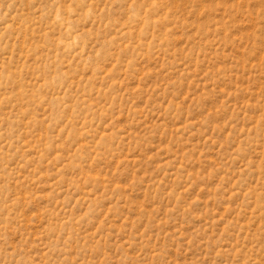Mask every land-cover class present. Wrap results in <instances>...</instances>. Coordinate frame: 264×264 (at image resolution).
<instances>
[{
  "label": "rangeland",
  "instance_id": "obj_1",
  "mask_svg": "<svg viewBox=\"0 0 264 264\" xmlns=\"http://www.w3.org/2000/svg\"><path fill=\"white\" fill-rule=\"evenodd\" d=\"M0 264H264V0H0Z\"/></svg>",
  "mask_w": 264,
  "mask_h": 264
}]
</instances>
